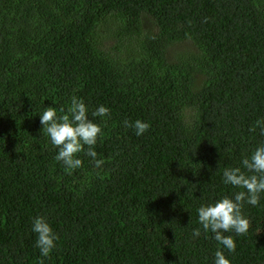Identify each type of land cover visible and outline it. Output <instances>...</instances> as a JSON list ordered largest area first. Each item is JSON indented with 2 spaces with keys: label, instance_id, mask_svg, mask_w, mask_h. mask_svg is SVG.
<instances>
[{
  "label": "trees",
  "instance_id": "obj_1",
  "mask_svg": "<svg viewBox=\"0 0 264 264\" xmlns=\"http://www.w3.org/2000/svg\"><path fill=\"white\" fill-rule=\"evenodd\" d=\"M73 96L102 128L99 167L85 146L66 170L42 131ZM261 119L264 0H0V264H214L198 209L243 190L223 171L264 144ZM242 211L223 250L264 264V193ZM40 216L59 236L48 257Z\"/></svg>",
  "mask_w": 264,
  "mask_h": 264
},
{
  "label": "clouds",
  "instance_id": "obj_2",
  "mask_svg": "<svg viewBox=\"0 0 264 264\" xmlns=\"http://www.w3.org/2000/svg\"><path fill=\"white\" fill-rule=\"evenodd\" d=\"M88 107L83 99L76 96L71 98V104L67 113L58 115L55 107H47L41 114L40 123L42 131L50 138L51 143L58 149L55 157L57 161L63 162L66 170H74L82 167V159L77 155L85 151L86 154L95 160V166L99 167L103 161L96 159L95 145L102 136L101 126L89 118ZM60 113H65L61 107ZM110 114V109L104 105L99 106L92 112L93 117H103ZM129 128H135L137 136L147 132L151 125L137 119L134 123L124 121ZM260 128L261 135H264V119L257 120L250 128L255 132ZM243 169L241 167L225 168L223 171V182L236 188L243 189L235 193L234 198L225 195L218 201L202 205L198 209V220L205 233H214V239L218 242L215 251L214 264H231L230 258L223 249L234 253L236 241L232 235L225 233L234 232L237 236L247 233L250 222L243 214L244 203L247 202L256 206L260 202V194L264 193V144L257 147L250 156L243 158ZM33 231L37 233L36 246L40 249L42 257H48L56 247L59 236L43 216L37 217L33 222ZM201 235V228L193 230V236ZM40 264H43L41 260Z\"/></svg>",
  "mask_w": 264,
  "mask_h": 264
}]
</instances>
